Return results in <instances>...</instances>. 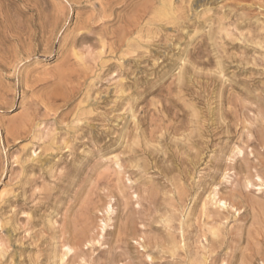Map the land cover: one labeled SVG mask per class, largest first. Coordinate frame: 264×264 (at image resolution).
<instances>
[{"label": "rangeland", "instance_id": "obj_1", "mask_svg": "<svg viewBox=\"0 0 264 264\" xmlns=\"http://www.w3.org/2000/svg\"><path fill=\"white\" fill-rule=\"evenodd\" d=\"M0 264H264V0H0Z\"/></svg>", "mask_w": 264, "mask_h": 264}]
</instances>
